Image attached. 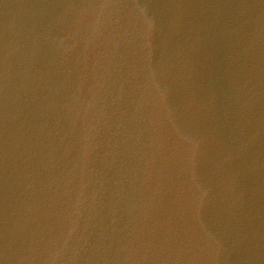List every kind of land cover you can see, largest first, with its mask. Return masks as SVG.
Here are the masks:
<instances>
[{
  "label": "water",
  "instance_id": "obj_1",
  "mask_svg": "<svg viewBox=\"0 0 264 264\" xmlns=\"http://www.w3.org/2000/svg\"><path fill=\"white\" fill-rule=\"evenodd\" d=\"M0 264H264V0H0Z\"/></svg>",
  "mask_w": 264,
  "mask_h": 264
}]
</instances>
